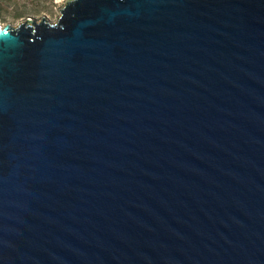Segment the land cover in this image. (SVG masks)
I'll return each instance as SVG.
<instances>
[{"label": "water", "instance_id": "water-1", "mask_svg": "<svg viewBox=\"0 0 264 264\" xmlns=\"http://www.w3.org/2000/svg\"><path fill=\"white\" fill-rule=\"evenodd\" d=\"M0 264H264V0L0 26Z\"/></svg>", "mask_w": 264, "mask_h": 264}, {"label": "rangeland", "instance_id": "rangeland-1", "mask_svg": "<svg viewBox=\"0 0 264 264\" xmlns=\"http://www.w3.org/2000/svg\"><path fill=\"white\" fill-rule=\"evenodd\" d=\"M68 0H0V25L18 26L26 19L43 17L56 22Z\"/></svg>", "mask_w": 264, "mask_h": 264}, {"label": "bare ground", "instance_id": "bare-ground-1", "mask_svg": "<svg viewBox=\"0 0 264 264\" xmlns=\"http://www.w3.org/2000/svg\"><path fill=\"white\" fill-rule=\"evenodd\" d=\"M1 26V25H0Z\"/></svg>", "mask_w": 264, "mask_h": 264}]
</instances>
